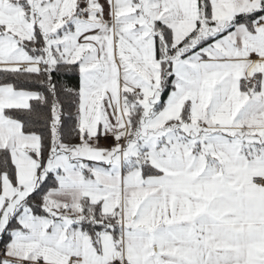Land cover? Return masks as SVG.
<instances>
[{"label":"snow or ice","instance_id":"obj_1","mask_svg":"<svg viewBox=\"0 0 264 264\" xmlns=\"http://www.w3.org/2000/svg\"><path fill=\"white\" fill-rule=\"evenodd\" d=\"M0 264H264V0H0Z\"/></svg>","mask_w":264,"mask_h":264}]
</instances>
